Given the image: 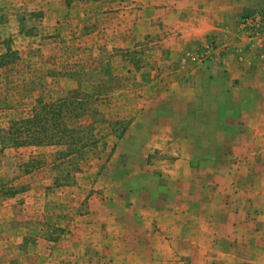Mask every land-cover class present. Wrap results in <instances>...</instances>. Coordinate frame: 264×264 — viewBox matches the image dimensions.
Returning a JSON list of instances; mask_svg holds the SVG:
<instances>
[{
	"label": "crops",
	"instance_id": "1",
	"mask_svg": "<svg viewBox=\"0 0 264 264\" xmlns=\"http://www.w3.org/2000/svg\"><path fill=\"white\" fill-rule=\"evenodd\" d=\"M263 4L264 0H0V126L10 124L9 111L24 107L26 96L36 98L58 81L63 86L66 73L72 72L76 84L82 77L81 85L84 78L95 74L98 78L91 81L88 91L101 90V84L108 82L110 93L133 96L139 89L144 93L139 101L142 111L127 131L131 141L147 142L141 144L142 154L148 151V142L154 141L174 145L183 140H240L253 150L243 149L242 155H258L264 151V39L249 40L237 33L235 22L243 11ZM212 36L227 44L228 50L198 63L197 50ZM106 62L108 73L103 71ZM120 77L134 78L141 87L120 81ZM6 128H0V139ZM52 147L5 145L0 140V181H6L4 163L9 154L15 163L30 167L15 172L16 193L0 196V236L12 239V244H0V264L21 263L20 236L32 229L20 223L29 217L48 220L57 212L50 208L53 202L66 207L56 213V220L72 215L73 207L87 198V211L80 215L84 221L66 235L70 248L65 252H96V189L103 188V182L50 188ZM38 154L44 162L35 166ZM81 168L83 172L85 165ZM22 197L20 212L17 203ZM108 206L99 203L98 213ZM150 211L164 222L179 217L174 211L161 213L158 206ZM127 212L140 221L147 210L140 203L139 207L132 204V211ZM242 217L237 214L238 221ZM69 220H62L63 225ZM251 226L246 230L254 238L249 245L252 255L240 257L239 248L232 251L230 246L234 236L227 237L221 246L229 252L226 264H264V215L254 218ZM38 231L46 237L45 229ZM224 231L232 229L226 225ZM137 233L142 234H133ZM132 245H125V252H144V257L131 264H148V248ZM109 247L115 252V243ZM45 250L39 245L35 251L42 255Z\"/></svg>",
	"mask_w": 264,
	"mask_h": 264
},
{
	"label": "rangeland",
	"instance_id": "2",
	"mask_svg": "<svg viewBox=\"0 0 264 264\" xmlns=\"http://www.w3.org/2000/svg\"><path fill=\"white\" fill-rule=\"evenodd\" d=\"M103 67H106L103 71L108 73L107 62ZM66 74L67 76H62L63 86L60 81H56L57 86L54 84L53 87H45L46 90L38 93L36 98L32 97L30 100L26 96L27 100L22 104L24 107L26 104V107L9 111L10 118L7 121L12 123L35 114L46 116V127L49 130L47 136L59 139L63 136L64 124L70 117L67 111L70 104H82V109L79 110L81 117L71 120L69 124L84 127L85 130L88 126L91 127V131L87 129L81 135L88 138L92 134L96 143L88 144L82 158L74 155L72 158H65V147L53 145L50 151L53 154L50 188L75 186L77 182L84 185L92 181L96 185L103 182V188L96 189V194L99 195L96 196V252H65L70 248V244L66 243V235L71 234L72 229H78V223L84 221L80 215L87 211L84 208L88 205L87 198L79 207H73L72 215L57 217L56 220V213L63 208L66 210V207L53 202L54 206L50 208H55L57 212H53L52 217L48 216V220L40 221L29 217L32 219H23L24 222L20 223L32 229L20 236V264H35L38 261V264H78L80 261L131 264L135 259L142 261L144 252H125V245L129 243L148 248V264H226L229 252L221 246L224 245L225 238L230 236H234V242L230 244L231 248L234 247L232 251L239 248L237 250L240 257L252 255L253 248L251 246L250 250L249 245L254 238L250 237L246 228H252L253 219L264 215V151L255 156H244L241 154L243 149L250 152L253 150L251 145L246 149L247 142L240 140H183L174 142V145L170 141L148 142V151L144 155L140 148L145 141H131L127 137L131 122L142 111L139 101H142L144 93L140 89L133 96L124 92L110 93L106 91L108 82L101 84L102 91L92 92L88 90L91 81L98 78L95 74L84 78L82 85V77L78 78L76 84L72 72ZM117 78L119 82V77ZM125 80L141 87L134 78L131 80L120 77V81ZM46 105H51L54 110H49L48 113L47 110H42ZM129 106L134 107L128 108ZM59 109L61 113L58 114ZM76 112L77 110L74 111ZM8 124L4 127L8 128ZM146 128L147 125L144 129ZM109 135L111 137L107 139ZM41 154L34 159L35 166L44 162L40 159ZM4 164L7 175L6 181H0V196H9L19 190L16 188L19 185L14 183L15 172L30 167L15 163L10 154ZM82 165H85L83 172ZM92 169H96L95 173L90 172ZM137 185L141 188H137ZM23 200L22 197L17 203L20 212L23 210ZM99 203L109 205L101 214L98 213ZM140 203L147 212L146 216H141L142 220L136 221L127 211H132V204L139 207ZM156 206L163 214L174 211L179 217H174V222H164L150 211ZM237 214L243 216L239 221ZM109 215L113 216V220L109 219ZM65 216L70 220L63 225ZM166 217L164 215L163 218ZM72 220L73 228H70ZM226 225L232 232L224 231ZM43 228L46 237L39 235L38 230L44 231ZM136 231H141L142 234H133ZM1 242L12 244V239L0 236V244ZM113 243L116 250L110 252L109 245ZM39 245L46 249L42 255L35 251ZM241 262L244 263L245 260L241 259Z\"/></svg>",
	"mask_w": 264,
	"mask_h": 264
},
{
	"label": "trees",
	"instance_id": "3",
	"mask_svg": "<svg viewBox=\"0 0 264 264\" xmlns=\"http://www.w3.org/2000/svg\"><path fill=\"white\" fill-rule=\"evenodd\" d=\"M65 105L63 104V108ZM58 108L61 109L59 106ZM58 110V114L61 113V110ZM67 109V108H66ZM82 109V104L71 105L67 109L70 113V117L68 121L64 124L63 128V136L59 139H55L54 137L47 136V132L49 131L46 127L47 117L42 116L40 114L32 115V117L23 118L20 120H16L10 123V126L4 131L3 136L1 137V143L5 145H15V146H26V145H60L64 146L66 152L63 153V157L72 158V156H76L77 158H82L83 151L86 149L88 144L96 143L94 137L90 135V137L86 138V136L81 135V132L89 129L91 131V127L85 130L84 127L81 126H72L69 124L71 120H77L81 117V113L79 110ZM42 110H54L51 105L43 106ZM74 113V111H76ZM57 120V119H56Z\"/></svg>",
	"mask_w": 264,
	"mask_h": 264
},
{
	"label": "built area",
	"instance_id": "4",
	"mask_svg": "<svg viewBox=\"0 0 264 264\" xmlns=\"http://www.w3.org/2000/svg\"><path fill=\"white\" fill-rule=\"evenodd\" d=\"M235 31L249 40L264 39V4L261 7L243 11L235 22ZM227 44L212 36L206 45L200 47L195 55L198 63L219 57L226 52Z\"/></svg>",
	"mask_w": 264,
	"mask_h": 264
}]
</instances>
